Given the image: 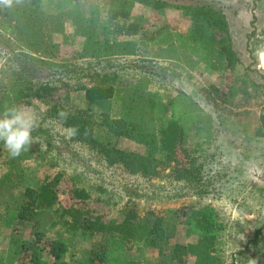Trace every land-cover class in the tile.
Segmentation results:
<instances>
[{
    "label": "rangeland",
    "instance_id": "1",
    "mask_svg": "<svg viewBox=\"0 0 264 264\" xmlns=\"http://www.w3.org/2000/svg\"><path fill=\"white\" fill-rule=\"evenodd\" d=\"M158 1L171 7L158 9L135 4L126 22L136 26V36L130 39L141 41L143 61L160 69L161 76L153 78L149 86L156 95L157 111L164 103V96L168 95L164 90L170 85H178L187 100L196 105L194 110L201 119L187 132L184 145L187 155L194 157L192 168L196 174L187 183L174 181L169 167L162 168L158 178L150 180L129 176L119 168L105 166L86 149L64 139L57 123L43 121V102L17 103L10 87L15 76L43 79L48 66L27 53H20L13 39L0 31V111L6 105L25 107L35 115L38 125L32 133L35 138L29 147L31 151L16 159L22 172L21 185L36 188L44 177L54 173L50 165L55 164L56 169L74 177L76 184L86 189L92 200H97L94 203L96 212L122 224L124 214L131 213L132 229H122V249L127 257L137 255L140 237L152 220L150 213L163 215L166 210H173L176 218L167 216L170 219L165 230L164 249L176 243H193L212 233L218 264H250V260L264 264V240L257 246L249 243L264 221V139L250 136L258 125L256 120L261 108L258 104L264 95V68L259 62V55L264 52V0L204 1L215 9L220 8L227 19L231 46L238 58L229 78L223 69L222 57L214 49V39L218 37L212 36L203 24L197 29L188 17L173 7L193 5V0ZM41 3L45 13H74L87 25L97 24L90 28L99 38L124 41L110 26L104 10L99 11V19L95 21L89 0H42ZM57 41L61 58L78 53L82 44V39L70 32L58 36ZM207 84L230 87L236 103L227 108L207 103L209 100H204L203 94L198 92ZM69 99L73 107L87 108L82 92L71 91ZM242 99L247 104H242ZM87 110L115 117L118 96ZM102 134L101 129H95V136ZM35 142L44 153L41 152V156L35 151ZM118 146L134 152L143 150L127 140L119 141ZM1 160L0 179L7 169L3 158ZM9 188L7 182L0 184V264H20L14 255L18 243L31 237L30 227L21 226L12 216L3 214V204H12ZM66 192L67 186L58 187L59 204H68ZM53 208L45 211L40 220L41 230L49 238L56 231L48 229ZM57 229L63 230L60 225ZM98 239L95 237L92 241ZM87 244V241L74 238L71 249L61 260L73 259ZM121 256L122 253H116L107 264H119ZM40 257L52 262L44 251Z\"/></svg>",
    "mask_w": 264,
    "mask_h": 264
},
{
    "label": "trees",
    "instance_id": "2",
    "mask_svg": "<svg viewBox=\"0 0 264 264\" xmlns=\"http://www.w3.org/2000/svg\"><path fill=\"white\" fill-rule=\"evenodd\" d=\"M41 1L13 0L11 6L0 5V31L13 39L20 53H27L48 66L41 80V77L36 80L32 76L29 79L14 77L15 82H11L10 87L15 101L21 104L43 102V121L55 122L58 110L68 111L67 125H76L80 129L79 134L68 141L86 149L107 167L119 168L129 176L145 180L158 178L162 168L169 167L174 181L190 182L196 174L192 168L194 157L187 155L184 145L187 132L201 119L194 110L196 105L187 100L178 85H170L169 89L164 90L168 95L165 94L164 103L157 111L156 95L149 86L153 78L161 76L160 69L143 61L141 41L99 38L90 28L97 24L87 25L81 16L74 13H45ZM89 1L95 21L99 19V11L104 10L110 26L119 37L136 36V26L126 22L132 16L135 4L158 9L171 7L158 0ZM204 1L193 0V5L173 7L188 17L197 29L203 24L212 32V36L218 37L213 40L214 49L222 57L223 69L229 78L238 64V58L231 46L227 19L220 8L215 9ZM69 32L82 39L81 48L78 53L61 58L57 37ZM71 91L82 92L86 109L71 105ZM198 92L203 94L204 100H209L207 103L216 106L231 107L236 100L230 87L207 84ZM115 95L118 96L115 117L105 112L93 114L87 110ZM242 104H247V101L242 99ZM258 106H261L256 120L258 125L250 136L264 139V95ZM96 128L102 130L101 137L94 135ZM121 140L133 142L143 150L134 152L123 149L118 146ZM35 145V151L41 156L43 151L36 142ZM1 158L7 169L0 184L7 182V186H10L9 198L12 199L10 206L3 204V214L12 216L21 226L30 227L31 237L18 243L14 255L20 264H107L116 253L123 254L119 264H218L212 233L193 243H176L164 249L165 230L170 219L167 216L176 218V211L173 210H166L163 215L150 213L152 220L140 237L137 255L127 257L122 249V229H132L134 220L131 213L124 214L122 224L96 212L94 203L97 200H92L87 190L76 184L74 177L56 169L55 164L50 165L54 173L44 177L36 188L22 186V172L16 163L17 158H9L2 145L0 161ZM49 158L47 162L51 164ZM61 185L67 186L68 204L58 203L57 191ZM50 208L54 209V215L48 229L56 231L49 238L44 236L40 220ZM3 214L1 217H4ZM58 225L63 230L57 229ZM260 231L264 232V221L249 241L252 246L264 240V233L259 234ZM95 237L99 239L92 241ZM74 238L87 241L86 248L73 259L61 260L71 249ZM43 251L52 259L51 263L41 259L40 253Z\"/></svg>",
    "mask_w": 264,
    "mask_h": 264
},
{
    "label": "clouds",
    "instance_id": "3",
    "mask_svg": "<svg viewBox=\"0 0 264 264\" xmlns=\"http://www.w3.org/2000/svg\"><path fill=\"white\" fill-rule=\"evenodd\" d=\"M12 2L13 0H0V4L7 6H11ZM69 116L68 111L61 109L54 118L66 140L75 138L80 131L76 125H67ZM37 126L35 115L25 107L6 105L0 111V145L8 153L9 158L15 159L23 152L29 151L30 145L33 144L32 133ZM250 264H256V261L250 260Z\"/></svg>",
    "mask_w": 264,
    "mask_h": 264
},
{
    "label": "bare ground",
    "instance_id": "4",
    "mask_svg": "<svg viewBox=\"0 0 264 264\" xmlns=\"http://www.w3.org/2000/svg\"><path fill=\"white\" fill-rule=\"evenodd\" d=\"M260 66L264 68V52L259 55Z\"/></svg>",
    "mask_w": 264,
    "mask_h": 264
},
{
    "label": "crops",
    "instance_id": "5",
    "mask_svg": "<svg viewBox=\"0 0 264 264\" xmlns=\"http://www.w3.org/2000/svg\"><path fill=\"white\" fill-rule=\"evenodd\" d=\"M121 40H124L125 41V40H131V39H130V37H124V36H122L121 37Z\"/></svg>",
    "mask_w": 264,
    "mask_h": 264
}]
</instances>
